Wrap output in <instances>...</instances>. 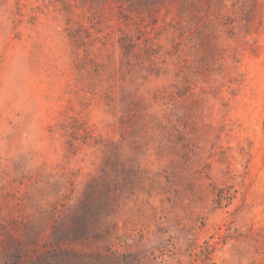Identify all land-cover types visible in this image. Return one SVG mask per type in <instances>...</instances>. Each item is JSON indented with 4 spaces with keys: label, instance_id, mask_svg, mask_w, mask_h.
Masks as SVG:
<instances>
[{
    "label": "rangeland",
    "instance_id": "374dc122",
    "mask_svg": "<svg viewBox=\"0 0 264 264\" xmlns=\"http://www.w3.org/2000/svg\"><path fill=\"white\" fill-rule=\"evenodd\" d=\"M0 264H264V0H0Z\"/></svg>",
    "mask_w": 264,
    "mask_h": 264
}]
</instances>
